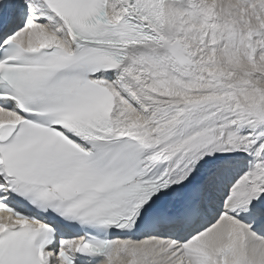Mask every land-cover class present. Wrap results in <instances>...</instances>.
Instances as JSON below:
<instances>
[{"label": "snow or ice", "instance_id": "obj_1", "mask_svg": "<svg viewBox=\"0 0 264 264\" xmlns=\"http://www.w3.org/2000/svg\"><path fill=\"white\" fill-rule=\"evenodd\" d=\"M0 264H264V0H0Z\"/></svg>", "mask_w": 264, "mask_h": 264}]
</instances>
